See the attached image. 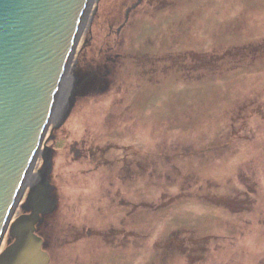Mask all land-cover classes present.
I'll use <instances>...</instances> for the list:
<instances>
[{
	"label": "rangeland",
	"instance_id": "1",
	"mask_svg": "<svg viewBox=\"0 0 264 264\" xmlns=\"http://www.w3.org/2000/svg\"><path fill=\"white\" fill-rule=\"evenodd\" d=\"M68 77L32 168L48 264H264V0H94Z\"/></svg>",
	"mask_w": 264,
	"mask_h": 264
},
{
	"label": "water",
	"instance_id": "2",
	"mask_svg": "<svg viewBox=\"0 0 264 264\" xmlns=\"http://www.w3.org/2000/svg\"><path fill=\"white\" fill-rule=\"evenodd\" d=\"M93 2L0 0V243L8 226L13 236L0 251V264H48L34 232L50 203L40 181L44 164L32 168L69 68L78 60ZM70 104H62L56 117L65 116ZM30 178L29 212L10 223Z\"/></svg>",
	"mask_w": 264,
	"mask_h": 264
},
{
	"label": "flooded vegetation",
	"instance_id": "3",
	"mask_svg": "<svg viewBox=\"0 0 264 264\" xmlns=\"http://www.w3.org/2000/svg\"><path fill=\"white\" fill-rule=\"evenodd\" d=\"M78 152H80V151H78ZM120 223L124 225L123 221L120 222ZM108 227H110V226H108ZM114 231L116 232V234H119V238H120L121 241H118V242L121 243L122 242V238L123 237H126V235H124V232L126 231L125 226L122 227V226L119 225V226L115 227V230Z\"/></svg>",
	"mask_w": 264,
	"mask_h": 264
},
{
	"label": "bare ground",
	"instance_id": "4",
	"mask_svg": "<svg viewBox=\"0 0 264 264\" xmlns=\"http://www.w3.org/2000/svg\"><path fill=\"white\" fill-rule=\"evenodd\" d=\"M67 79H68V80H67ZM67 79H65L64 84H65V83H67V84L69 83V77H68ZM68 87H69V86H68ZM63 88H64V87H63ZM63 92H64V91H63ZM63 92L60 93V94H61V95H60L61 97H62V93H63ZM62 98H63V97H62ZM64 103H65V101H64ZM64 103H63V104H64ZM60 107H61V105H59V106L56 105V106H55V109H54V112H53V115H52L53 118H55L56 115L58 114ZM52 117H51V118H52ZM41 248H42V245H41ZM47 255H48V254H47ZM48 259H49V256H48ZM48 261H49V260H48Z\"/></svg>",
	"mask_w": 264,
	"mask_h": 264
}]
</instances>
